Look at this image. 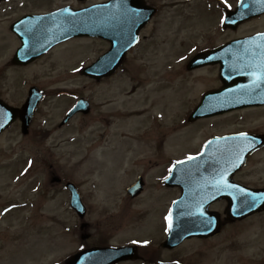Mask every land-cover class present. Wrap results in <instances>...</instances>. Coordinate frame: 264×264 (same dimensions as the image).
<instances>
[{
  "label": "rangeland",
  "instance_id": "rangeland-1",
  "mask_svg": "<svg viewBox=\"0 0 264 264\" xmlns=\"http://www.w3.org/2000/svg\"><path fill=\"white\" fill-rule=\"evenodd\" d=\"M58 1L28 0L24 7L16 4L14 6L13 4L5 5L3 16H0V92H3L6 101L15 107H19L24 101V94L30 86L43 89L48 94L34 114L28 136H19V129L14 126L0 141V210L14 203L25 205L24 209L14 210L5 217H1L0 234H7L5 237H0V264H6L10 255L23 254L28 249L32 250L33 246L37 247L39 243L44 247H47L45 243L60 244V249L59 247L56 249L55 255L53 253L48 255L43 263L51 264L53 261H59L61 256H64L62 253L69 254L73 251L72 248L75 244L78 245L77 239L72 235L81 221L77 220L73 212L67 211L69 202L67 193L61 190L58 184L50 183L49 176L64 175L79 187L83 196H86L89 201L86 203L87 206L85 205L90 215L86 221L105 218L114 213L117 218L122 210L126 212L136 207L140 209L148 205L151 207L154 195L152 191L154 187H157V179L162 175L161 172L166 164V158L162 156L161 150H165L168 158L178 157L176 160L180 161L194 153H200L209 139L219 136L215 133L222 134L258 128L257 132L249 133V135L264 136V126L261 127L262 124L257 123L259 119L264 120V114L243 115L242 111L215 117L214 119L217 121L209 125L204 122L214 121V119H203L197 124L194 123L197 128L188 126V117L200 104L202 94L206 90L218 87L219 82L217 66L188 72L186 64L184 65V61L194 51L218 46L234 38H243L254 32L264 31V17L243 22L236 29L229 30L220 29L221 20L225 14L222 8L233 10L238 0H224L223 4H220L219 0H190L192 2L189 4L187 2L190 1L177 5L178 8L174 11L167 10V16L158 19V22L163 20L164 25L152 26L145 32V35L153 36L152 41H147L150 50L141 51L136 57L131 55L129 59H132L134 64L141 68L151 69L159 55L165 54L166 56L169 52H174L172 58L164 60L162 70L169 73L167 76L170 75L173 80L180 78L179 84L174 86L170 84L166 87L168 89L159 88L157 91L164 92L166 89L165 94L171 93L172 96L162 95L158 98L159 100L151 101L149 107L144 108V101L153 100L157 91L145 92L141 78L134 81L130 74L121 75L122 73L119 72L115 77L108 78L105 82L93 83L81 75L79 77L77 74H71V70L78 65L82 56L85 55V64H88L93 62L97 55L104 52L107 46L101 41L77 40L63 44L54 49L50 56L39 60L28 68H15L11 65L10 60L18 46V41L8 31V27L16 18L27 12L48 11L57 7L61 3ZM175 1L165 0V2L176 4ZM69 2L78 4L76 0H69ZM170 14L173 17H170ZM167 21L170 23L165 26ZM78 51L82 54L78 55ZM130 68L134 73L136 68L133 65ZM158 68L160 67L158 66ZM158 68L154 69L158 71ZM170 69L176 72H169ZM136 71L138 73V69ZM180 71H182V75L177 73ZM141 73L149 74L148 71ZM167 82L163 83L162 81V84L166 85ZM140 87L142 88L140 91L143 93L138 92L136 96L138 102L131 105L134 102L132 101L133 94ZM79 92L91 104L90 115L76 116L66 126L59 127L73 98H76L74 97L75 93L79 96ZM185 96L190 99L189 103L184 101ZM128 104L138 115L126 108L124 112L118 113V117L123 121L130 119L135 123L139 119L143 120L139 117L145 115L146 122H139L136 125L139 131L133 132L138 137L134 136L127 128L128 123L125 125L117 123L119 119L114 116L119 109L122 111ZM160 106L164 117L158 121L154 118V113ZM141 109H145L143 114H141ZM231 114L233 115L232 119L222 121ZM171 117L170 128H174L179 134L174 137L177 145L172 146L174 144L172 143V147L166 146L164 140L159 142V137L156 135L166 132L164 125H169L165 122H168ZM148 124L151 132L143 134L144 130L149 129ZM231 126L234 129H231ZM191 130L192 132H190ZM195 130L200 132L197 139L215 135L204 138V141L198 146V150H194L196 147L191 148V143ZM39 132L50 133L41 145L40 142L37 145L38 137L36 136ZM150 133L154 134L150 136ZM140 138L142 139L138 142L140 144V147L138 146L139 156L146 160V163L141 164L139 169L136 166L129 169L126 160L124 167V153L135 156L136 152L132 147ZM108 141L110 154L106 152L109 148ZM102 153L105 154L102 155ZM102 156L106 163L107 160L111 161L109 167L103 166L99 161L96 163L102 166L100 168H102L103 175L101 172H86L89 169V163L102 159ZM30 157L34 159V166L30 172L24 174L23 167L27 158ZM255 161L258 160L255 159ZM171 166L166 165L165 173ZM250 166L252 167H249L248 171L239 173L237 178L258 176L253 175L252 172L256 166L252 164ZM19 172L21 175L18 180ZM258 173L264 174V166L258 169ZM137 174L143 175L145 187L139 198L131 200L127 197L125 189ZM117 175L122 179L120 182L117 180ZM13 176H16L14 181ZM112 180L114 188H108ZM102 189L106 192H102ZM156 195L162 200V204L164 200H169L162 191L157 192ZM163 214L164 211L161 209V213H159L158 209L159 225L164 220ZM141 223H125L117 227L118 241L134 239V237H139V234L153 237L155 234L154 224L145 222L141 225ZM260 226L258 218H253L249 222L231 226L219 238L206 242L187 241L171 255L169 252L161 254L157 250L153 255L161 254L160 258L163 260L179 258L185 264H253V262L260 264L258 260L262 259L264 250V229L262 230ZM64 228L69 229V233L63 232ZM43 231L44 234H42ZM49 231L52 233L51 238L48 236L46 239L45 235ZM44 247L39 249L41 257H44L43 253L46 250ZM58 249L59 252H57ZM157 249L159 250V247ZM31 256L37 259L35 251L31 252ZM195 257H198L199 260H196ZM23 259V257H18V262ZM11 263H14V258H11Z\"/></svg>",
  "mask_w": 264,
  "mask_h": 264
},
{
  "label": "water",
  "instance_id": "water-1",
  "mask_svg": "<svg viewBox=\"0 0 264 264\" xmlns=\"http://www.w3.org/2000/svg\"><path fill=\"white\" fill-rule=\"evenodd\" d=\"M247 0H245L240 8V14L245 12V7L244 3ZM93 18H98L97 16V10L92 12ZM246 18V16L244 17ZM241 21V20H239ZM98 25V24H97ZM113 29V28H112ZM97 31V32H95ZM116 32H124L123 30L117 31ZM102 31L98 26L95 28H92L89 30V34H99ZM103 33L104 32L103 30ZM110 35L113 34V32H108ZM114 38L113 36H111ZM264 42V40H263ZM248 42L246 41H240V42H232L231 44L225 46V49L222 50V52L217 53V57L214 59V61H220L222 66V77L224 78L225 83L227 84H240L241 87H244L245 84L247 83L246 78H251L255 77V80L258 83L262 82L263 76L261 75V69L260 66L257 63L258 57L254 56V58L250 61L247 59H242L241 63L242 66L236 64L235 62H230L228 60V57H226V62L224 60V55L225 53L228 55L229 52H240L243 53L247 49ZM252 51H256L255 49H252ZM119 53H116V50L110 52L108 55H105L101 60H99L93 67L88 68L85 71L87 74H91L92 76L100 77L104 76L105 74H110L112 71H114L115 66L117 65V62L119 61ZM255 60V61H254ZM254 61V63L252 62ZM204 62H208V60H205ZM213 62V61H211ZM210 62V63H211ZM197 63V61L192 62ZM198 64V63H197ZM263 89L258 88L255 93V97L253 100L252 95L249 94L248 89L242 88L241 90L238 91H230V90H224L222 92H218L214 94L217 98L223 100L225 104L229 103H234L235 101H238L241 103V105H246L248 103H251L253 101V104L256 103H264V94H262ZM216 104L213 103L211 105H204L203 109L201 112H205L203 114H199L198 111L196 114H194V117H197V115L203 116V115H209V114H214L215 112H220L221 110H216ZM242 195V191H239L237 193L238 197H233L231 201L229 202V208L227 209V215L230 216L231 219L236 220V219H242L246 217L247 215H250L251 213L257 212L256 205L254 203H250V205H247L245 202H243L240 198ZM77 200V199H76ZM203 233H195L193 236H198Z\"/></svg>",
  "mask_w": 264,
  "mask_h": 264
},
{
  "label": "flooded vegetation",
  "instance_id": "flooded-vegetation-1",
  "mask_svg": "<svg viewBox=\"0 0 264 264\" xmlns=\"http://www.w3.org/2000/svg\"><path fill=\"white\" fill-rule=\"evenodd\" d=\"M262 176H264V175L257 176L254 179L244 178V179H241L239 182L248 188L252 187L258 191L264 190V177H262ZM259 202L262 205L264 204V194L261 195ZM224 206H225V204L223 202H218V203H215V205H213L212 209L215 211H222L224 209ZM253 217L258 218L259 223L261 224L260 227L263 230L264 229V209L261 211L260 214L253 216Z\"/></svg>",
  "mask_w": 264,
  "mask_h": 264
},
{
  "label": "bare ground",
  "instance_id": "bare-ground-1",
  "mask_svg": "<svg viewBox=\"0 0 264 264\" xmlns=\"http://www.w3.org/2000/svg\"><path fill=\"white\" fill-rule=\"evenodd\" d=\"M151 88H152V85H149L148 88H147V90H149V89H151ZM246 114H253V115L264 114V109H260V110H257V111H248V112L244 113L243 115H246ZM232 118H233L232 116H227V117H225L224 119H222V121L230 120V119H232ZM215 121H217V120L209 121V122H204V123L209 125V124L214 123ZM257 123H261V124H262L261 126H263V124H264V120L261 119L260 121H257ZM257 123H256V124H257ZM230 128H231V129H234L233 126H231ZM168 131H169V132L167 133V136H168L169 138H172L173 135H174V131H173V129H172V130H168ZM198 136H200V132L196 135V138H197ZM194 141H195V140H194ZM195 143H196V141H195Z\"/></svg>",
  "mask_w": 264,
  "mask_h": 264
},
{
  "label": "snow or ice",
  "instance_id": "snow-or-ice-1",
  "mask_svg": "<svg viewBox=\"0 0 264 264\" xmlns=\"http://www.w3.org/2000/svg\"><path fill=\"white\" fill-rule=\"evenodd\" d=\"M126 14L129 16H132V17L141 15L135 9H126ZM241 136H244L246 138V134H244V133H241ZM190 159H192V158L190 157ZM168 219H169V226H171V220H170V218H168ZM133 243H135V241Z\"/></svg>",
  "mask_w": 264,
  "mask_h": 264
}]
</instances>
